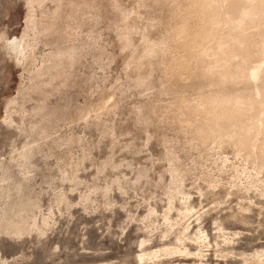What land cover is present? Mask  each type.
Segmentation results:
<instances>
[{"label":"rangeland","instance_id":"rangeland-1","mask_svg":"<svg viewBox=\"0 0 264 264\" xmlns=\"http://www.w3.org/2000/svg\"><path fill=\"white\" fill-rule=\"evenodd\" d=\"M0 264H264V0H0Z\"/></svg>","mask_w":264,"mask_h":264}]
</instances>
